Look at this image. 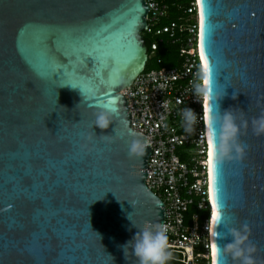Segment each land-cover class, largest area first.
<instances>
[{
    "label": "water",
    "instance_id": "1",
    "mask_svg": "<svg viewBox=\"0 0 264 264\" xmlns=\"http://www.w3.org/2000/svg\"><path fill=\"white\" fill-rule=\"evenodd\" d=\"M199 2L210 141L221 134L210 116L232 109L249 121L243 159L217 163L212 248L217 264H237L222 235L247 223L264 264V135L251 127L264 112V0ZM148 9L145 0H0V264H137L124 246L163 223V201L145 184L151 147L128 155L130 132L145 139L121 92L147 62ZM110 104L113 123L95 127Z\"/></svg>",
    "mask_w": 264,
    "mask_h": 264
},
{
    "label": "built area",
    "instance_id": "2",
    "mask_svg": "<svg viewBox=\"0 0 264 264\" xmlns=\"http://www.w3.org/2000/svg\"><path fill=\"white\" fill-rule=\"evenodd\" d=\"M145 1L150 9L142 35L153 38L147 56L154 57L159 43L169 40L180 43V62L173 67L144 68L121 92L127 99L131 127L152 150L145 184L163 201L162 224L169 226L172 253L167 264H212L210 134L204 100L193 87L204 70L199 47L200 3L184 0L187 4L178 8L177 19L160 25L169 14L166 0ZM189 108L195 122L186 131L181 113ZM178 148L191 154L190 164L177 153ZM190 207L194 211L187 214Z\"/></svg>",
    "mask_w": 264,
    "mask_h": 264
},
{
    "label": "clouds",
    "instance_id": "3",
    "mask_svg": "<svg viewBox=\"0 0 264 264\" xmlns=\"http://www.w3.org/2000/svg\"><path fill=\"white\" fill-rule=\"evenodd\" d=\"M200 82L194 83L193 87L197 95L201 96L205 103V108L210 112L208 107L209 93L211 92V80L209 70H204L198 74ZM219 96V99L223 98ZM236 96L233 95V99ZM166 106V105H162ZM115 111L112 108H105L98 111L95 116L94 125L102 130L108 129L113 123ZM183 122L186 131H191L192 125L195 122L194 111L189 108L182 113ZM212 124L220 126V142L218 145L209 141L208 154L215 163H220L224 159H243L247 145L240 140L241 130L245 131L248 128L249 121L247 119L237 122V117L232 109L226 110L223 114L210 116ZM252 132L256 136L264 135V112L259 116L251 119ZM133 138L128 144V155L132 157H143L146 149L150 146L146 141L138 138V134L129 133ZM92 137L85 138L86 142L81 145L82 149H88ZM102 139H111V137L103 136ZM213 221L220 220L219 213L213 214ZM169 226L165 224H155L139 229L133 240L129 241L124 246L125 258L127 259V249L131 246L132 255L136 258L137 264H167V261L172 257L169 251L168 233ZM251 228L247 223H244L239 228H228L227 233L222 235V238L231 237V242L223 247L225 255L230 256L237 264H257L255 253L257 252L256 244L250 239ZM219 248L214 244L212 248V264H217L216 257Z\"/></svg>",
    "mask_w": 264,
    "mask_h": 264
},
{
    "label": "trees",
    "instance_id": "4",
    "mask_svg": "<svg viewBox=\"0 0 264 264\" xmlns=\"http://www.w3.org/2000/svg\"><path fill=\"white\" fill-rule=\"evenodd\" d=\"M166 2L169 8L168 18L162 19L160 21V25L166 24L171 20H176L178 15L180 14V12H178V8L180 6L183 7L187 4L184 0H166ZM143 38L145 40L146 46L149 47L150 42L153 38L145 33L143 34ZM179 47V42L172 43L169 40H165L159 43L155 56L147 58V62L144 68H153L151 65V61L153 59H155V63L157 64L156 68L177 66L180 62ZM157 59L159 60V62H157ZM193 211L194 209L190 207L187 214H190Z\"/></svg>",
    "mask_w": 264,
    "mask_h": 264
},
{
    "label": "snow or ice",
    "instance_id": "5",
    "mask_svg": "<svg viewBox=\"0 0 264 264\" xmlns=\"http://www.w3.org/2000/svg\"><path fill=\"white\" fill-rule=\"evenodd\" d=\"M206 25H207V18H206V14H205V9L202 6L201 8V13H200V55H201V59L205 61L204 66L206 68V70L210 69V65L207 61V57H206V53H205V30H206ZM112 83H115V81L113 80ZM109 107H111L114 111H116V108L114 107V105L110 104ZM213 136L214 139L212 141V143H215V131L213 132ZM207 164H208V173H209V183H210V190L212 192L213 195V199L215 201L216 198V172H217V163H215L213 161V159L211 158V156L208 154V160H207ZM217 222H219V219L217 218Z\"/></svg>",
    "mask_w": 264,
    "mask_h": 264
},
{
    "label": "rangeland",
    "instance_id": "6",
    "mask_svg": "<svg viewBox=\"0 0 264 264\" xmlns=\"http://www.w3.org/2000/svg\"><path fill=\"white\" fill-rule=\"evenodd\" d=\"M151 65H152L153 68H156V67H157V64L155 63V59H153V60L151 61ZM177 153H178L179 155H183V156H181L182 159H183L184 161H186L188 164H190V157H191V154H189V152H188L186 149H184V148H178V149H177Z\"/></svg>",
    "mask_w": 264,
    "mask_h": 264
},
{
    "label": "bare ground",
    "instance_id": "7",
    "mask_svg": "<svg viewBox=\"0 0 264 264\" xmlns=\"http://www.w3.org/2000/svg\"><path fill=\"white\" fill-rule=\"evenodd\" d=\"M200 3V2H199ZM201 10V9H200ZM199 10V11H200ZM200 13H201V11H200ZM200 19V18H199ZM210 193H211V199H212V192H211V190H210ZM215 211H216V209H215V207L213 206V210H212V217H213V214L215 213Z\"/></svg>",
    "mask_w": 264,
    "mask_h": 264
}]
</instances>
